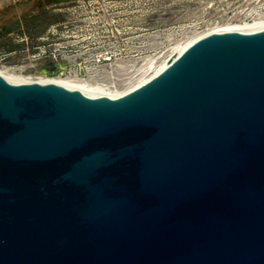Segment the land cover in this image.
<instances>
[{
    "label": "water",
    "instance_id": "obj_1",
    "mask_svg": "<svg viewBox=\"0 0 264 264\" xmlns=\"http://www.w3.org/2000/svg\"><path fill=\"white\" fill-rule=\"evenodd\" d=\"M0 264H264V29L118 97L0 76Z\"/></svg>",
    "mask_w": 264,
    "mask_h": 264
},
{
    "label": "rangeland",
    "instance_id": "obj_2",
    "mask_svg": "<svg viewBox=\"0 0 264 264\" xmlns=\"http://www.w3.org/2000/svg\"><path fill=\"white\" fill-rule=\"evenodd\" d=\"M40 1L0 0V25L15 17L22 22L26 15L36 16L42 10ZM263 4L264 0H83L44 8L48 19L35 41L16 33L7 37L20 50L0 64V71L16 69L11 76L28 79L24 82H88L123 94L153 77L177 46L237 25ZM39 47L47 57L36 56ZM7 54L0 49V58ZM53 54L60 65L68 63L60 74L45 71ZM100 55L112 58L96 63Z\"/></svg>",
    "mask_w": 264,
    "mask_h": 264
},
{
    "label": "bare ground",
    "instance_id": "obj_3",
    "mask_svg": "<svg viewBox=\"0 0 264 264\" xmlns=\"http://www.w3.org/2000/svg\"><path fill=\"white\" fill-rule=\"evenodd\" d=\"M263 29H264V17H259V18L258 17H253V19L250 20V21H247L245 19V20L240 21V23L237 24V25H228V26H226L224 28H220V29H217V30H213L212 32H209L207 34H210V33H225V32H253V31H259V30H263ZM193 40H191V41H193ZM191 41H188V42H186L184 44H181V45L177 46L175 49H173L172 52H171V54L165 60H163L161 62V64H163V65L157 70V72L155 73V75H157L162 70H164V68L166 67V64H167L168 59L173 54H180L187 47V45ZM151 62H152V60H151ZM60 69H61V72H63V69L64 68L60 67ZM15 71H16V69H10V70H7L6 72L0 71V76L3 77V78H6L8 80L15 81V82L30 83V82H24V81H26L28 79H19V78L17 79V78H13L11 76V73L13 74V73H15ZM7 74H9L10 76L9 77H6ZM39 80L41 81L42 79H39ZM148 80H145V81L140 82L139 85L145 83ZM42 81H48L46 83H53V84H57V85H61V86H66L68 88L76 89V90H79V91H81L83 93H86V94H89V95H93V96L118 97V96H121V95L124 94V93L123 94L122 93L121 94H117V93L116 94H112L108 89L102 88L100 86H90L88 84V82L87 83L86 82L85 83L83 82V83H80V84L79 83L75 84V83H72V82H69V81L68 82L67 81H52V80H49V79L42 80Z\"/></svg>",
    "mask_w": 264,
    "mask_h": 264
},
{
    "label": "trees",
    "instance_id": "obj_4",
    "mask_svg": "<svg viewBox=\"0 0 264 264\" xmlns=\"http://www.w3.org/2000/svg\"><path fill=\"white\" fill-rule=\"evenodd\" d=\"M38 11L39 13L36 16L26 15L22 22L15 17L9 22L7 21L5 24L0 25V41L4 40L3 43H0V49H4L8 53L20 50L19 46L7 42V37L14 33L21 36H28L30 41H35L41 34L40 32L44 30L42 26L48 19V13L46 11L43 9Z\"/></svg>",
    "mask_w": 264,
    "mask_h": 264
},
{
    "label": "built area",
    "instance_id": "obj_5",
    "mask_svg": "<svg viewBox=\"0 0 264 264\" xmlns=\"http://www.w3.org/2000/svg\"><path fill=\"white\" fill-rule=\"evenodd\" d=\"M16 52H11V53H8L6 56H3L2 58H0V64H5V59L9 56V55H12V54H15ZM107 55V54H105ZM38 57H47V51L43 48V47H39L38 48V54L36 55ZM52 57V62H56L58 64H60V62L57 61V57L55 54L51 55ZM112 58V55H110L108 58L100 55V56H97L95 57V62L96 63H100L102 61H108ZM90 60L88 61H84L83 63L81 64H87ZM63 64H68L67 62H64Z\"/></svg>",
    "mask_w": 264,
    "mask_h": 264
},
{
    "label": "flooded vegetation",
    "instance_id": "obj_6",
    "mask_svg": "<svg viewBox=\"0 0 264 264\" xmlns=\"http://www.w3.org/2000/svg\"><path fill=\"white\" fill-rule=\"evenodd\" d=\"M259 2H261V0H259ZM38 7H39V9H44V8H45V6L43 5V0H41L40 2H38ZM257 12L260 13V14H264V4L261 5L260 7H256V8H255V11H252V12H250L249 14H247V16L244 18V20H245V19H246V20H252L253 17H258V16H260V15L257 14ZM49 63L58 64V63H56V62H51V61H47V62H45V64H49ZM59 65H60V64H59ZM47 73H48V72H47ZM52 73L60 74V73H62V72H61V69H57V71L52 72Z\"/></svg>",
    "mask_w": 264,
    "mask_h": 264
}]
</instances>
